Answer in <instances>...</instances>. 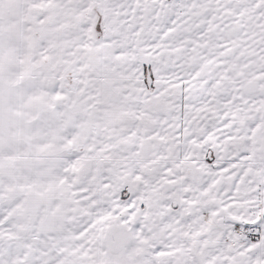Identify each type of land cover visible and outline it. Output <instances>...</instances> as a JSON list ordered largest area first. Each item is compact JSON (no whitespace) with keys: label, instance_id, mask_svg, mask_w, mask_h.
Returning a JSON list of instances; mask_svg holds the SVG:
<instances>
[{"label":"snow or ice","instance_id":"1","mask_svg":"<svg viewBox=\"0 0 264 264\" xmlns=\"http://www.w3.org/2000/svg\"><path fill=\"white\" fill-rule=\"evenodd\" d=\"M0 264H264V0H0Z\"/></svg>","mask_w":264,"mask_h":264}]
</instances>
